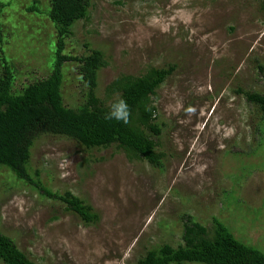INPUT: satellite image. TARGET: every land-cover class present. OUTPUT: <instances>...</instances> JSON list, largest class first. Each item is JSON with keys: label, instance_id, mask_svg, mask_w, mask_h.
Here are the masks:
<instances>
[{"label": "rangeland", "instance_id": "rangeland-1", "mask_svg": "<svg viewBox=\"0 0 264 264\" xmlns=\"http://www.w3.org/2000/svg\"><path fill=\"white\" fill-rule=\"evenodd\" d=\"M33 1L49 10V0H17L3 16L9 31L0 69L8 58L17 94L52 72L55 31L45 17L26 12ZM91 3L88 19L72 28L66 53L104 52L110 66L100 72L101 100L121 75L176 67L154 98L158 122L166 125L164 171L131 162L116 147L89 151L73 140L44 136L32 150V174L39 171L53 192L85 199L100 220L86 226L63 203L0 169V231L38 264H137L151 249L179 247L187 215L210 232L216 217L239 239L264 249V218L255 214L264 201V126L237 94L264 92L258 69L264 67L262 0ZM78 66L65 69L63 96L70 107L82 98ZM227 193L233 195L228 205L222 202Z\"/></svg>", "mask_w": 264, "mask_h": 264}, {"label": "trees", "instance_id": "trees-1", "mask_svg": "<svg viewBox=\"0 0 264 264\" xmlns=\"http://www.w3.org/2000/svg\"><path fill=\"white\" fill-rule=\"evenodd\" d=\"M49 2L47 12H42L36 1L29 7L25 4V10L31 15L45 17L42 19L55 31L51 74L17 94L13 92L14 71L8 64V58H3L0 69V169L13 174L14 182L24 184L25 188L63 203L67 213L78 216L86 226H93L100 217L91 204L70 191L64 194L53 192L41 180L39 171L32 174L31 160L35 143L44 136H52L73 140L89 151L116 147L125 153L129 161L143 162L153 169L164 171L168 155L162 150L161 139L166 125L158 122L154 98L160 87L174 74L176 67L151 66L140 76L121 75L107 87L106 100H101L96 93L100 72L110 66L104 52L95 49L84 56L66 53L67 40L73 35L72 28L90 15L91 0ZM262 2L264 10V0ZM16 6L17 0H0V46L4 45L9 31V26L3 24L4 12L9 17ZM0 50L3 52L4 48L0 47ZM73 63L79 65L83 92L80 102L70 107L65 103L63 86L67 81V64ZM258 69L264 72L262 65ZM237 94L256 109L260 117L259 124L264 126V92L240 90ZM118 98L126 100L130 107L131 115L127 124L105 119L111 104ZM260 126L257 130L263 133ZM256 153H251V157L256 156ZM11 183V186L4 183L3 187L17 186ZM231 196L224 195L223 204L228 205ZM255 214L264 218V201L263 207L257 209ZM213 221L210 232L195 218L185 216L183 243L177 248L164 244L151 249L137 264H264L263 248L239 239L235 229L220 219L214 217ZM0 264L38 263L32 261L12 238L0 231Z\"/></svg>", "mask_w": 264, "mask_h": 264}, {"label": "clouds", "instance_id": "clouds-1", "mask_svg": "<svg viewBox=\"0 0 264 264\" xmlns=\"http://www.w3.org/2000/svg\"><path fill=\"white\" fill-rule=\"evenodd\" d=\"M131 110L123 98H118L110 106L108 113L105 115L106 120H115L127 124L130 120Z\"/></svg>", "mask_w": 264, "mask_h": 264}]
</instances>
